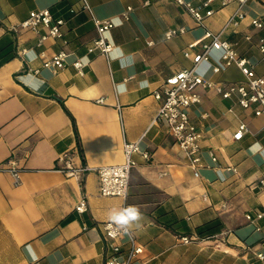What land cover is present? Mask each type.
I'll use <instances>...</instances> for the list:
<instances>
[{"label": "crops", "instance_id": "crops-1", "mask_svg": "<svg viewBox=\"0 0 264 264\" xmlns=\"http://www.w3.org/2000/svg\"><path fill=\"white\" fill-rule=\"evenodd\" d=\"M185 1L199 6L204 0ZM87 2L98 19L114 23L106 33L114 46L109 60L88 52L97 34L82 0H0V163L12 156L21 171L17 180L0 172V264H103L102 224L122 221L143 245L145 264H258L254 252L264 251V218L255 219L264 212V115L242 109L236 95L224 99L193 86L201 97L189 108L200 134L198 177L166 126L153 123L160 105L154 92L191 66L183 55L188 44L206 30L218 32L236 2L214 0V14L203 26L172 0ZM45 8L65 20L61 38L38 47L31 30H11ZM244 9L242 24L223 38L263 75L258 38L264 37V0H248ZM253 18L263 28H254ZM177 27L186 32L166 40L165 32ZM60 51L70 54L66 67L52 74L39 54ZM75 59L87 63L83 74L72 66ZM221 65L220 52L212 50L196 72L225 87L244 81L237 67ZM215 66L221 67L217 74ZM240 123L249 132L234 140ZM124 141H139L150 158L136 156L125 200L101 196L96 169L121 163ZM65 152L75 166L89 168L80 181L56 170ZM82 198L87 210L79 214ZM181 237L197 239L184 244Z\"/></svg>", "mask_w": 264, "mask_h": 264}, {"label": "built area", "instance_id": "built-area-1", "mask_svg": "<svg viewBox=\"0 0 264 264\" xmlns=\"http://www.w3.org/2000/svg\"><path fill=\"white\" fill-rule=\"evenodd\" d=\"M172 1L185 8L200 26H203L205 18L214 14V10L211 8L214 0H204L199 6H192L185 0ZM247 1L221 0V6H226L231 2H236L237 4L234 11L225 20L222 28L216 33L206 30L200 38L188 44L183 55L185 58L191 59V66L167 78L160 88L154 92V98L160 101V105L153 123H163L166 126L175 144L187 158L188 166L192 170L194 177L199 176V169L202 167V163L200 134L189 116V108L201 102V97L197 92L193 91V86H198L203 90H214L216 93L221 94L224 99H229L232 95H236L237 104L242 109L253 108L256 116L264 115V74L257 75L254 71V62L240 56L234 44L223 38V35L227 31L236 29L242 24ZM82 3L83 10L88 12L97 34L88 46V52L101 55L109 60V55L114 46L107 40L106 33L114 27V23L111 19H98L87 0H82ZM144 5H149V2L146 1ZM131 10L132 7L128 6L121 16L124 19H128ZM64 24L65 20L63 18L54 17L50 8H45L29 12L28 16L18 25L12 26L11 30L16 31L17 27L31 30L37 34L36 46L40 47L48 39L61 38L63 35L61 29ZM251 25L256 29L263 28V23L259 18H253ZM41 28L46 29V31L40 33ZM185 32V27L169 29L165 32V39L170 40ZM245 40L250 41L251 36L246 35ZM148 44H151V42ZM197 47H201V51L191 56V51ZM258 48L264 56V37L258 38ZM212 50L220 52L221 67H237L243 74L244 81L225 87L199 75L196 72L198 66L202 62L208 61ZM25 52L27 50L23 49L22 53ZM39 55L44 58L42 63L43 68L49 69L52 74H57L66 67L67 58L70 54L66 51H60L49 58L45 57L44 52H40ZM86 65L87 63L82 62L80 59H75L72 62V66L78 74H83ZM221 67L215 66L213 73H219ZM96 102L103 103V99L99 98ZM117 108L119 111V105ZM228 111L232 112V109ZM248 132L247 126L244 123H240L232 137L234 140H240ZM122 152L123 160L121 163L101 166L96 169L101 196L121 197L125 200L128 195L131 171L137 165L136 156H140L145 161L150 158V154L142 149L139 141H124ZM209 156L213 163L216 162V157L211 152H209ZM56 163L57 171L67 178H75L79 181L89 171V168L85 165L75 166L70 159V152L60 155ZM0 172L10 174L15 180L18 179L21 173L12 156L0 163ZM260 185L264 186V180H260ZM86 210L87 201L85 198H82L75 207V211L82 214ZM246 218L250 221L254 220L250 215H246ZM262 218H264V212L257 214L255 217L258 220ZM102 228L107 242V254L103 264H145V260L142 258L144 247L137 241L133 231L124 221L120 223L104 222ZM256 230L260 229L256 228ZM196 239L193 237L180 238L184 244H188ZM254 258L258 264H264V251L254 252Z\"/></svg>", "mask_w": 264, "mask_h": 264}]
</instances>
